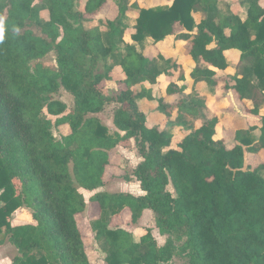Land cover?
<instances>
[{
  "label": "trees",
  "instance_id": "16d2710c",
  "mask_svg": "<svg viewBox=\"0 0 264 264\" xmlns=\"http://www.w3.org/2000/svg\"><path fill=\"white\" fill-rule=\"evenodd\" d=\"M113 1L86 0L81 10L78 0H0V245L17 250L13 264H91L77 221L87 208L80 188L98 207L92 229L105 264H170L176 250L188 264H264V166H245L246 150H264L260 0H240L244 15L224 12V0L155 7L142 0L130 42L122 6L128 0H116L121 12L115 21L96 19ZM94 21L100 27H85ZM168 37L185 43L187 55L202 66L191 72L194 84L215 86L218 72L229 68L226 53L240 55L242 70L227 89L254 107L245 106L249 128L236 131L234 146L217 139L219 118L206 117L203 92L187 94L170 82L155 98L146 88L181 70L176 61L142 49L148 39L157 44ZM52 52L56 68L43 61ZM116 68L120 88L106 96L100 86L114 79ZM61 89L73 97L69 111L56 98ZM148 101L156 102L160 118L153 124ZM111 104L114 133L97 117ZM62 125L71 133L58 138L53 129ZM176 130L186 135L172 148ZM130 139L142 159L131 176L144 195L98 192L107 185L111 152ZM24 207L34 222L13 225ZM125 210L133 226L145 211L153 212L167 243L160 246L151 229L137 238L112 228Z\"/></svg>",
  "mask_w": 264,
  "mask_h": 264
},
{
  "label": "rangeland",
  "instance_id": "374dc122",
  "mask_svg": "<svg viewBox=\"0 0 264 264\" xmlns=\"http://www.w3.org/2000/svg\"><path fill=\"white\" fill-rule=\"evenodd\" d=\"M79 8L84 9L86 0H78ZM264 3V0L260 2ZM172 0H153L149 3V6H165L171 4ZM40 0H35V4H40ZM119 1L109 2L101 11V13L96 17L98 18H108L115 21L120 16L121 10L118 6ZM145 3L142 0H128L122 3L124 11L126 12L123 18V24L126 26L125 40L130 42L131 36L134 34V27L136 26V18L138 15L135 6H143ZM221 9L224 12H233L235 14L244 15L243 12L245 8H242L239 0H226L221 4ZM43 20L47 19L48 15L46 12L43 13ZM85 27L87 29L100 27L98 21L91 23H86ZM37 35L40 32L36 26L29 27ZM145 54L155 57L159 54L165 56L167 59H172L181 66L180 72L176 73V76L171 78L162 77L159 84L155 86L147 85L146 88L153 91V96L158 98L165 94L166 87L170 82H176L181 87L185 88L187 94H194L196 91H201L206 96L207 109L205 115L207 118H212L216 115L219 118V125L217 127V139H224L228 147H232L236 144L235 133L238 130H245L249 128L250 116L246 113L245 106L247 108H253V102H245V105L241 103L236 94L227 89V86L233 85L232 78L237 76L242 70V62L240 60V55L238 53H227V61L229 68L225 72H218V77L216 78L215 86L210 87L207 84H194L191 79V72L198 67H202L191 60L187 55L184 43L175 40L174 38L166 39L161 43L155 44L153 40L148 39L142 47ZM52 68L57 67L56 55L54 52L49 53L44 59ZM114 79L111 81H105L101 84L100 89L106 96H112L115 94L120 86L117 83V79L120 75V70L118 68L114 69L112 72ZM183 76L184 81H179L178 78ZM56 98L64 102L67 105L68 111L73 108L74 101L73 97L67 93L64 89H61L56 95ZM156 102H149L145 104L147 114L149 116L150 122L155 123L158 121V115L156 113ZM115 106L113 104L108 105L106 109L97 115L101 122L109 128L111 133L116 132V128L113 124ZM262 114H264V106L261 108ZM52 122H56V118L50 117ZM53 132L56 137L61 138L69 135L71 129L68 125H62L60 127L54 128ZM186 134L180 130H176L174 138L172 140V148H176L178 142H180ZM255 144L258 143L260 138V131L254 133ZM141 157L137 152V146L134 139H130L126 142L121 143L117 148L111 152V162L106 169L105 180H107V186L98 190V192H108L123 193V191H131L140 186L138 181L132 178L131 173L134 170L138 160ZM264 166V150H261L258 154L253 155L248 153L246 150V162L245 166ZM264 178V170L261 172ZM136 186V187H135ZM169 190L173 193L172 187ZM80 193H82L87 201L86 211L77 217L78 225L83 235L86 251L91 264H105V254H103L95 240V233L92 229V222L99 217L98 207L95 204H90L89 199L93 195L92 193L86 192L79 188ZM128 191V193H133ZM1 206V205H0ZM129 216V217H127ZM121 214L120 217L115 218L112 221V228L122 227L129 230L135 237L140 238V234H145L147 229H151L155 239L160 246H164L167 243L168 236H162L156 226L155 216L153 212L147 210L142 215V218L137 225L133 226L130 223L131 215ZM34 222L32 211L26 207L22 208L19 212L13 215L12 223L13 225H25ZM129 228V229H128ZM177 246L183 244V242H177ZM4 245V252L8 258L12 261L13 257L16 256L17 250L8 243ZM170 264H188V259L185 255L181 254L179 250L174 252L173 258Z\"/></svg>",
  "mask_w": 264,
  "mask_h": 264
},
{
  "label": "crops",
  "instance_id": "0c3cea01",
  "mask_svg": "<svg viewBox=\"0 0 264 264\" xmlns=\"http://www.w3.org/2000/svg\"><path fill=\"white\" fill-rule=\"evenodd\" d=\"M240 1V0H239ZM224 2H226V0H224L223 1V3ZM260 4H261V6L264 8V3L261 1L260 2ZM240 5H241V3H240ZM242 7V6H241ZM170 38H174V37H168L167 39H170ZM175 39V38H174ZM166 40V39H165ZM161 43V42H160ZM183 43V42H182ZM158 44V43H157ZM184 45H185V43H184ZM227 53H232V52H227ZM226 53V54H227ZM120 75H121V72H120ZM120 77V76H119ZM158 121H160V118L158 117ZM157 121V122H158ZM156 123V122H155ZM150 124H153V123H151L150 122ZM142 161V159H140V160H138V162H137V164H136V166L133 168V169H135L138 165H139V163ZM133 178V177H132ZM107 181V180H106ZM138 184H139V186H140V183L138 182ZM107 186V185H106ZM136 187V186H135ZM129 190L128 191H131V189L130 188H128ZM128 191H123V193H128ZM131 192H133V193H129V194H132V195H135V196H140V195H144V193H143V191L141 190V188H140V190H138V188H136L135 190H132ZM0 205H1V203H0ZM147 212V211H146ZM128 213L130 214V212L128 211V210H125L124 212H123V214L124 215H128ZM131 215V214H130ZM127 217H129V216H127ZM13 219V218H12ZM129 229V228H128ZM141 236H143V234H140ZM12 247V246H11ZM4 245H0V264H13L12 263V261L8 258V256L5 254V252H4Z\"/></svg>",
  "mask_w": 264,
  "mask_h": 264
},
{
  "label": "clouds",
  "instance_id": "9594fccd",
  "mask_svg": "<svg viewBox=\"0 0 264 264\" xmlns=\"http://www.w3.org/2000/svg\"><path fill=\"white\" fill-rule=\"evenodd\" d=\"M2 38H3V27L0 26V39H2Z\"/></svg>",
  "mask_w": 264,
  "mask_h": 264
}]
</instances>
